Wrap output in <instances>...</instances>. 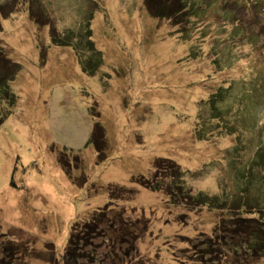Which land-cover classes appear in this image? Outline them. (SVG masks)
Returning <instances> with one entry per match:
<instances>
[{
	"label": "rangeland",
	"instance_id": "374dc122",
	"mask_svg": "<svg viewBox=\"0 0 264 264\" xmlns=\"http://www.w3.org/2000/svg\"><path fill=\"white\" fill-rule=\"evenodd\" d=\"M263 9L253 0H0V70L7 60L15 75L14 106L0 94V240L17 246L13 264H63L72 229L101 213L82 264H200L191 243L237 212L235 149L246 163L264 141ZM85 24L103 56L93 77L79 51L51 42ZM229 87L220 122L207 100ZM242 94L249 111L238 114ZM98 121L101 164L87 146ZM164 159L191 192L219 196L226 209L171 196V179L155 175ZM153 175L159 192L139 183Z\"/></svg>",
	"mask_w": 264,
	"mask_h": 264
},
{
	"label": "trees",
	"instance_id": "16d2710c",
	"mask_svg": "<svg viewBox=\"0 0 264 264\" xmlns=\"http://www.w3.org/2000/svg\"><path fill=\"white\" fill-rule=\"evenodd\" d=\"M253 1L264 4V0ZM188 3L189 0H182L183 6L186 7ZM262 12L264 13V9ZM157 17L168 18V13L165 9H159ZM250 24L255 29H259L256 18H253ZM87 25H84L82 31L77 36H75L73 31L65 33L62 36L55 34L51 36V42L55 46L74 48L77 52L79 51L78 55L81 58L83 72L93 77L103 65V56L95 48L94 42L92 41V31ZM78 37L80 39L79 42ZM86 39L87 41L84 42L83 40ZM83 53H88L89 56L83 58L81 57ZM1 63L3 64V69L0 70V94L3 97L6 96V100L11 101L10 106L13 107L15 99L10 92L9 82H11V79L15 75L8 73V69L12 67L9 61L3 60ZM232 88L220 89L210 96L207 100L208 102L206 101L210 107V113L213 119L222 122L229 116V110L231 109H224L222 104L226 103V99L231 96L229 93L231 94ZM249 104L250 100L247 95L242 94L236 104L237 107H240L238 114H240V111L243 112V109L247 110ZM247 111H249V108ZM239 120L245 129H251L253 127L250 123L252 121L248 120V116L242 117ZM3 122H0V126ZM227 125L231 131L234 129L232 124L227 123ZM94 128L95 131H93L87 146H95L97 157L99 158L98 164H101L104 162L103 156L106 154V131L99 121L94 124ZM253 140L255 143L257 139L254 138ZM240 150L235 149L234 153L236 157L233 158L232 163L233 169H237L235 172H237V175L244 183L243 192L241 191L232 201V206L237 212L229 218H222L214 229L213 234L191 243L190 250L193 251V260L198 261L200 264H264V141L260 139L257 145L253 146V152L250 154L252 156L246 163L242 160L245 157H237V155L239 156ZM161 164L162 166L156 165L155 175L164 173L165 184L167 179H171L170 184L166 185L168 193L182 201L183 205L191 209L208 207L221 211L228 206V201L223 200L219 196H212L207 193L194 194L191 192L184 186L183 180L185 174L171 160L164 159L161 161ZM166 166L169 172H172L171 178L167 175L168 170H166ZM155 175L151 178L139 180L140 185L154 192H159L158 182L155 181L160 179V176H157L155 180ZM119 189L116 188L111 193L112 197ZM254 191L255 194L250 196ZM101 214L94 215L92 221L85 222L80 227L77 226L75 230L72 229L63 256V264H82L83 256L86 252L84 247L89 241L86 235L98 231L102 223ZM101 231L99 229L98 232L100 233ZM123 240L126 243L130 242L129 237ZM5 242L3 239L0 240V246L4 249L5 253L2 255L1 261L5 262V264H13L11 259L14 258L13 253L15 252L14 255L17 253V246L13 243L9 242L6 244ZM0 264L2 263L0 262Z\"/></svg>",
	"mask_w": 264,
	"mask_h": 264
}]
</instances>
